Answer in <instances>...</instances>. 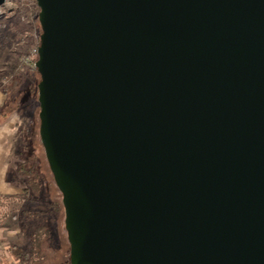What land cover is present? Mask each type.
Here are the masks:
<instances>
[{
  "label": "water",
  "instance_id": "1",
  "mask_svg": "<svg viewBox=\"0 0 264 264\" xmlns=\"http://www.w3.org/2000/svg\"><path fill=\"white\" fill-rule=\"evenodd\" d=\"M37 4L69 264H264V0Z\"/></svg>",
  "mask_w": 264,
  "mask_h": 264
},
{
  "label": "rangeland",
  "instance_id": "2",
  "mask_svg": "<svg viewBox=\"0 0 264 264\" xmlns=\"http://www.w3.org/2000/svg\"><path fill=\"white\" fill-rule=\"evenodd\" d=\"M35 1L8 0L0 16V38L11 35L13 51L10 57L0 61V105L4 102L0 115L11 113L15 115L17 125H21L17 144L13 147L11 171L8 172L27 194L24 203L10 199V203L1 208V214L7 212L6 207L8 211L10 208V216L16 217V220H7L10 230L6 231V228L5 233L0 232V264L70 263L71 244L65 223L63 195L56 184L40 135V75L33 69L34 60H28L32 50L39 45L42 32ZM15 63L25 75H17L9 80L6 75ZM30 111L32 118L28 115ZM0 159H4L3 151H0ZM20 167L30 172L20 171ZM21 205H26L35 213L29 217V221L22 215ZM27 221L32 225L31 229L27 228L28 232L34 231L37 226L46 227L49 231V234L42 236L37 247L23 228Z\"/></svg>",
  "mask_w": 264,
  "mask_h": 264
},
{
  "label": "crops",
  "instance_id": "3",
  "mask_svg": "<svg viewBox=\"0 0 264 264\" xmlns=\"http://www.w3.org/2000/svg\"><path fill=\"white\" fill-rule=\"evenodd\" d=\"M28 99V98H27ZM4 106V102L0 105V108ZM19 112V111H18ZM29 117L32 118V112L28 113ZM13 114L0 115V151H3L4 159H0V218H1V208L3 205H7L10 202V199H17L21 201L24 196V191L21 189L17 180H13L10 176L12 159H13V151L14 145L17 144V137L19 136V127L21 126L19 123L17 125L16 119H14ZM15 121V122H13ZM16 141V142H15ZM15 159V158H14ZM9 171V172H8ZM21 198V199H20ZM9 200V201H8ZM22 202V201H21ZM6 211H8V207H6ZM10 209V208H9ZM8 215L5 216V224L0 227V232L3 231L5 233V229L8 222L11 220H16V217ZM24 216V215H23ZM10 230L9 228L6 231ZM17 232V231H16ZM7 233V232H6Z\"/></svg>",
  "mask_w": 264,
  "mask_h": 264
},
{
  "label": "trees",
  "instance_id": "4",
  "mask_svg": "<svg viewBox=\"0 0 264 264\" xmlns=\"http://www.w3.org/2000/svg\"><path fill=\"white\" fill-rule=\"evenodd\" d=\"M36 2V5H37V1H35ZM37 10H38V12H39V14H40V8L37 6ZM38 20H39V15H38V18H37ZM39 22H40V20H39ZM15 28V27H14ZM16 29V28H15ZM43 32V31H42ZM42 32H41V34H42ZM41 36V35H40ZM12 40V37H11V35H6L5 37H1L0 38V61H3V60H5L6 58H8V57H10L11 55H12V53H13V51L11 50V41ZM36 62H37V60L35 61V66L33 67V69L34 70H37V72L39 73V75H40V80H39V82L41 81V74H40V72H39V70H38V68H37V66H36ZM17 75H25V74H23V73H21L19 70H18V66H17V63H15L14 65H12L11 66V69H10V71L8 72V74L6 75V77H8L9 78V80H11V79H14L13 77L14 76H17ZM0 81H1V78H0ZM39 82H38V91H39ZM7 85V84H6ZM8 86V85H7ZM4 90H6L7 89V87L6 88H3ZM38 97H39V95H38ZM39 106H40V104H39ZM40 110H41V107H40ZM19 170L20 171H25L26 169H24L23 167H20L19 168ZM25 172H30V170H28V171H25ZM28 190V189H27ZM62 193V192H61ZM27 194H25L24 193V196L22 197V199H21V201H22V203H24V201L26 200V196ZM33 200V199H32ZM30 201H28V203H29ZM31 203V202H30ZM56 206H57V204H55ZM22 207H23V209H22V215H24L25 216V219L26 220H28L29 221V217L30 216H32L33 214H35V213H33V211H31V209H28V207L26 206V205H21ZM3 207H4V205H3ZM10 213V209H9V211H7L6 213H4V214H1V218H0V227L1 226H3V224H5V216L6 215H8ZM34 216V215H33ZM26 222L24 225H23V228L25 229V231L27 230V228L28 229H31V226L32 225H30L31 223H29V222ZM28 226V227H27ZM50 230V232H51V229H49ZM26 232H28V230L26 231ZM47 234H49V231L47 230V228L46 227H35V229H34V231H29L28 233H27V235H30L31 236V239L35 242V246L37 247V246H39L40 245V239L42 238V236L43 235H47Z\"/></svg>",
  "mask_w": 264,
  "mask_h": 264
},
{
  "label": "built area",
  "instance_id": "5",
  "mask_svg": "<svg viewBox=\"0 0 264 264\" xmlns=\"http://www.w3.org/2000/svg\"><path fill=\"white\" fill-rule=\"evenodd\" d=\"M6 3H8V0H6L5 4H6ZM5 4H4L3 6H1V8H0V16H1L2 12H3V7L5 6ZM39 45H40V43H39ZM39 45H37L36 48H34V49L32 50L31 56L28 57V60L33 59L34 62L36 61V57L39 56V52H38V50H39Z\"/></svg>",
  "mask_w": 264,
  "mask_h": 264
}]
</instances>
